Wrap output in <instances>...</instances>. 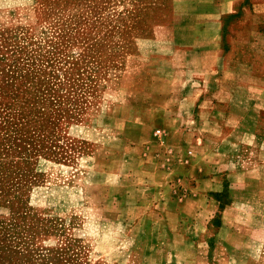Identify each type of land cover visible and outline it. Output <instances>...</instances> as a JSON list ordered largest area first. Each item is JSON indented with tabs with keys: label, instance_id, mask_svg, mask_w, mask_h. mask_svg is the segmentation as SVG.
Returning a JSON list of instances; mask_svg holds the SVG:
<instances>
[{
	"label": "rangeland",
	"instance_id": "374dc122",
	"mask_svg": "<svg viewBox=\"0 0 264 264\" xmlns=\"http://www.w3.org/2000/svg\"><path fill=\"white\" fill-rule=\"evenodd\" d=\"M189 6L0 0V264H264V181L247 194L255 207L238 210L231 248L217 216L198 237L105 207L128 189L105 170L137 167L120 152L163 140L151 102L167 81L154 82L182 73L169 24L183 29Z\"/></svg>",
	"mask_w": 264,
	"mask_h": 264
},
{
	"label": "crops",
	"instance_id": "0c3cea01",
	"mask_svg": "<svg viewBox=\"0 0 264 264\" xmlns=\"http://www.w3.org/2000/svg\"><path fill=\"white\" fill-rule=\"evenodd\" d=\"M172 1L190 2L192 20L169 24V62L182 73L154 82L167 81L151 102L163 140L143 138L136 156L120 152L123 165L137 167L105 170L128 186L124 200L105 207L121 210L123 223L172 233L190 225L198 237L217 216L216 239L231 248L238 210L255 207L247 194L263 191L264 0Z\"/></svg>",
	"mask_w": 264,
	"mask_h": 264
},
{
	"label": "built area",
	"instance_id": "2783aa9c",
	"mask_svg": "<svg viewBox=\"0 0 264 264\" xmlns=\"http://www.w3.org/2000/svg\"><path fill=\"white\" fill-rule=\"evenodd\" d=\"M155 137H157L158 139H161L162 137H163V133H162V131L161 130H157L156 132H155Z\"/></svg>",
	"mask_w": 264,
	"mask_h": 264
}]
</instances>
